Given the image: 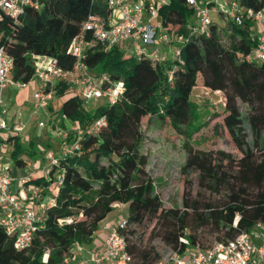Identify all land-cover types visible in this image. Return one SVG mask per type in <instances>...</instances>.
Returning <instances> with one entry per match:
<instances>
[{"label": "trees", "instance_id": "trees-1", "mask_svg": "<svg viewBox=\"0 0 264 264\" xmlns=\"http://www.w3.org/2000/svg\"><path fill=\"white\" fill-rule=\"evenodd\" d=\"M239 1L264 9V0ZM108 12L107 0H44L40 9L27 7L18 19L0 10V47L13 59L11 78L30 82L34 56L54 58L59 66L72 69L70 42L89 15L105 17ZM159 13L169 34L183 36L182 42L170 41L180 50L178 59L125 55L119 47L106 49L97 41L88 49L85 62L93 72L124 82V93L115 104L90 108L67 84L56 86V98H66L55 111L49 105L54 113L82 128L100 116L107 124L99 134L84 136L79 153L61 157L51 167L50 181H35L45 186L44 193L55 204L46 210L26 249H17L14 238L0 227V264H63L76 246L93 243L100 223L116 204L128 207L129 225L123 234L138 264H155L161 255L154 245L142 244L131 224L149 225L151 236L183 253L197 245L206 248L201 241L204 230L215 234L216 242L227 241L264 223V59L247 58L256 46L255 21L245 18L238 23L221 13L227 25L212 21L206 35L188 28L194 12L186 0H168ZM197 86L223 95V126L235 152L201 148L193 138L203 126L196 125L199 114L191 100ZM152 118L183 136L182 173L198 172L202 185L220 195L218 199L184 196L182 207L163 205L146 170L149 156L142 150L143 122ZM51 139L34 135L26 147L19 135H12L2 141L4 154L21 167L28 162L26 156L43 158L52 150ZM58 174L63 180L56 186Z\"/></svg>", "mask_w": 264, "mask_h": 264}, {"label": "built area", "instance_id": "built-area-1", "mask_svg": "<svg viewBox=\"0 0 264 264\" xmlns=\"http://www.w3.org/2000/svg\"><path fill=\"white\" fill-rule=\"evenodd\" d=\"M44 0H0V10L18 19L27 7L40 9ZM166 0H107L108 14L105 17L91 14L84 22L81 32L69 44L68 51L75 58L72 69H64L58 61L48 56H34L35 75L30 82L11 78L13 59L0 47V227L15 240L17 249L31 245L37 231V224L43 221L46 210L55 204V199L46 195L45 186L34 184L35 173L27 172L16 176L10 169L14 163L3 153L2 141L12 135L21 134L26 124L22 111L11 112L7 106L5 91L29 87L32 83L34 113L42 109L48 122L40 120L36 124L35 135L42 138L44 133L50 138L58 137V148L45 153L48 164L44 168V178L51 180L53 165L59 164L61 157L75 155L81 149V140L86 135H97L106 126L105 116L96 118L89 126L82 128L77 121L65 115L49 111V105L56 101V86L67 84L76 91L87 107L99 103L115 104L124 93V82L114 80L106 73L93 72L85 62L88 49L97 41L106 49L119 47L133 48L134 54L148 56L155 61L166 57L164 47L170 50L174 59L180 50L170 44L171 40L182 42L183 36L169 34L162 25H156L160 8ZM193 10V21L188 25L192 32L210 34L212 14H224L241 23L250 18L264 25V9L243 6L239 0H231L228 6L218 4L217 0H186ZM249 60L264 59V29L257 32L256 46L247 56ZM63 123V125H61ZM30 164L28 161L26 164ZM39 167V166H37ZM63 175L58 174L54 185L62 184ZM237 222V220H236ZM128 217L108 227L103 246L89 251L91 264H138L127 249V239L123 231L128 227ZM260 226V223H257ZM188 244L187 239L180 238ZM73 250V254L75 250ZM48 254L44 256L47 260ZM66 258L63 264H70ZM77 264H84L79 262ZM155 264H264V242L257 244L247 232L235 238L218 241L213 245L195 247V252L186 254L173 250L166 258Z\"/></svg>", "mask_w": 264, "mask_h": 264}, {"label": "rangeland", "instance_id": "rangeland-1", "mask_svg": "<svg viewBox=\"0 0 264 264\" xmlns=\"http://www.w3.org/2000/svg\"><path fill=\"white\" fill-rule=\"evenodd\" d=\"M223 1L225 6L231 0H217ZM213 21L219 26L227 25V20L222 14H212ZM162 16L158 15L155 22L156 25L161 23ZM125 55L134 53L133 48L121 49ZM169 58L173 54L168 55ZM33 83L23 89L15 90L8 88V105L11 107V112L18 109V106L26 104L32 109L35 108V101L33 99ZM66 97L56 98L60 102H56L57 106L63 104ZM15 102H12L13 100ZM191 100L196 106L199 114L197 124H202V128L196 132L193 138L199 141V147L206 149H224L229 152H235L234 146L223 126L224 115V97L221 93L213 92L204 89L202 86H197L192 93ZM100 104L103 103L101 100ZM97 104L90 108H95ZM24 107L23 114L28 117L29 108ZM59 107V106H58ZM58 109V108H57ZM56 109V110H57ZM33 116V120L27 122L24 131L19 134L22 144L28 147L29 139L35 135V130L32 129L40 120L48 122L47 115L42 109L37 110ZM24 119V117H23ZM144 140L143 152L148 154L149 162L146 167L151 180L155 184L156 192L159 194L163 205L166 208L182 207L183 197L189 196L191 198L204 199H218L220 195L210 192V190L202 185L198 172H189L187 175L182 173V166L185 163L186 151L183 147V136L176 133L168 124L160 119L152 118L149 122H143ZM49 137V136H48ZM47 134L44 133L41 139L45 140ZM52 139L58 142V137L52 135ZM55 148V146H54ZM52 148V149H54ZM11 149V146H9ZM3 153L5 149H3ZM24 156V155H23ZM109 217L114 219L117 223L124 217H128L127 205H119L113 209ZM136 229L139 233V238L143 245H154L156 251L161 255V259L166 258L174 248L166 244L161 238H154L150 235L151 227L149 225L130 226ZM201 241L204 247H209L216 242V235L204 230L201 235ZM191 249V248H190Z\"/></svg>", "mask_w": 264, "mask_h": 264}, {"label": "crops", "instance_id": "crops-1", "mask_svg": "<svg viewBox=\"0 0 264 264\" xmlns=\"http://www.w3.org/2000/svg\"><path fill=\"white\" fill-rule=\"evenodd\" d=\"M166 1L168 2V0H166ZM218 4H220L222 6L225 5L223 1H219ZM263 29H264V25L261 23H256L253 27L254 33H257ZM169 54H170V50L166 49L165 55L168 56ZM5 97H6V103H7V101H8V89L5 91ZM15 101L16 100L14 99L12 102H15ZM56 102H60V100H56L54 103H52V107L54 108V111H55V109L58 108V106H60V103L57 106ZM7 106L11 110V107L8 105V103H7ZM26 106H27L26 104L20 105V106H18L17 110L12 111V112L15 113L17 111H22V113H23V109ZM28 108H29L28 109L29 110L28 117L26 118L25 114H23L25 123H26V121L27 122L32 121L33 116L35 115L33 112L34 109H32L31 107H28ZM49 111H51V113H54V111L50 110V108H49ZM32 129L35 130L36 125L34 127L32 126ZM50 142L53 143V145L55 146V149L58 148V142H56L54 139H51ZM26 158L28 159V161H30V164L28 163V164H25L24 166H21V167L12 165V168L10 171L16 176L24 175L27 172H34L36 180L38 178H44V168L48 164L47 160H45L44 158H41L38 155L36 158H28L27 156H26ZM37 166H39V167H37ZM34 184H36L35 181H34ZM119 205H125V204H119ZM116 206H117V204L115 205V207ZM109 214L100 223L99 230L95 234L93 243L91 245H87V246H79L75 250V253L73 254V256L71 258L70 264H77L79 262H84V264H91L90 259H89V251L92 249H96L98 247L103 246L105 239H106V236L108 234V227L112 226L116 223L114 219L109 217ZM249 234H250L253 242H255L257 244L263 243L264 242V223H260V226L256 224L255 227L251 230V232ZM194 252H195V248H191V249L188 248L185 251L186 254H190V253H194Z\"/></svg>", "mask_w": 264, "mask_h": 264}]
</instances>
